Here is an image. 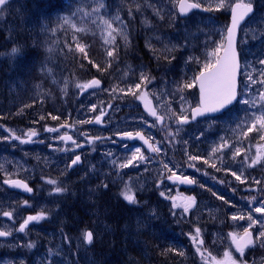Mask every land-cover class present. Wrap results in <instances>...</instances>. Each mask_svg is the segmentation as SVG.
<instances>
[{"label": "rangeland", "instance_id": "rangeland-1", "mask_svg": "<svg viewBox=\"0 0 264 264\" xmlns=\"http://www.w3.org/2000/svg\"><path fill=\"white\" fill-rule=\"evenodd\" d=\"M41 1L9 0L7 5L0 8V28L4 32L0 38L5 44L2 47V60L11 64L13 58L18 56V53L11 54L13 47L20 48L13 40L16 37L15 29L28 28L32 35L30 45L34 43L36 46L28 66L40 57L36 62L40 75L38 83L50 95L48 102L53 103L52 97L59 101L57 113L65 105L62 93L54 91V88L59 91L52 75L51 56L59 53L58 33L54 30L62 27L60 25L70 26L63 24L61 17L75 12L73 22L77 27L87 29L86 32L78 33L88 34L96 30L100 36L104 33L107 35L102 19L112 21L115 27H126L129 22L132 34L138 33L142 37V45L146 50L156 52L151 56L153 64L160 65L157 63L159 55L168 64H162V68L156 72V79H151L146 86L141 84L140 89L135 88L137 83H141L140 74L144 73L150 78L153 76L148 66L123 60L113 61L115 69H119V75L105 89L83 94L84 91L77 87L83 83L74 85V115L68 120L73 121L72 130H78L81 135L77 137L84 142H91L95 135L100 138L95 144L106 146L93 147L86 164L72 172L68 171V164L75 147L71 149L68 144L61 142L63 132L57 131V124L24 128L0 122V229L12 235L10 240L0 241V264H112L108 260L109 255L101 258L99 249H89L91 245L83 242L82 235L85 231H92L93 242L96 240L95 245L99 246L101 240L115 235V229H119L120 224L124 228L123 236L119 237L128 241L129 245L122 244L121 240L116 243L114 249L119 250V253L115 251V256L125 255L129 263L136 257L138 249L146 251L149 246L155 254L153 245L162 242L161 235L167 230L179 231L175 216L183 221L189 218L206 228V235L203 230L201 233L204 240L202 250L207 249L205 244H208L209 238L216 251V259H224L223 253L231 250L238 264L241 259L248 262L252 258L256 264H261L264 261V247L257 244L241 258L231 244L229 233L242 235L249 224L247 218L232 220L233 215L247 217L251 212L257 220L264 218V214L254 212L256 207L261 206L260 201H264V162L249 166L251 158L257 154L256 144H264V141H259L255 132L250 134V139L240 135L249 122L246 116L258 112L259 108V105L253 108L240 101L257 97L261 88L257 84L246 90L245 85L248 83L247 73L259 79L258 71L254 72L253 69L264 68V65L258 63L264 60V0H251L257 12L240 29L238 50L242 69L238 103L220 116L186 125L177 124V116L183 114L191 118V108H195L199 102L198 93L196 86L183 91L179 88L185 83H191L205 62H215V58L208 54L221 43L222 33L226 35L227 23L217 18L214 12L229 14L230 6L238 0H227L229 6L222 9L216 8L218 0H192L207 8L210 13H193L185 19H181L177 12L178 0H69L60 13L48 15L44 10L47 7ZM101 3L104 7L99 12H93ZM36 12L38 15L34 17ZM39 12L43 18L48 17L46 22L39 21ZM116 16L125 23L116 20ZM13 27L15 29H11ZM102 51L100 48L99 52ZM20 52L23 51L20 49ZM99 52V59H102ZM104 56L110 62L106 49ZM129 87L138 95L147 93V97L154 101L158 115L164 116L162 123L156 117L150 118L142 110L141 99L129 94ZM173 111L176 116H172ZM97 116H103V122L95 129L92 122ZM50 128L56 131H47ZM30 131H35L36 135L22 143L28 140ZM87 131H90V135L84 134ZM136 131L143 132L160 149L155 159L139 144L123 141V133ZM15 136L20 139H15ZM105 136L114 138L117 145L109 142L107 137L103 139ZM224 140L228 141L229 147L213 153L212 149ZM136 148L141 149L145 159L121 168L120 165L127 163ZM238 148L245 151L233 158ZM245 154L249 159L245 160ZM190 156H198L199 159L192 160ZM233 172L241 180H237ZM172 173L191 177L196 181V186L189 190L172 185L167 178ZM16 177L29 181L35 188V194L24 197L18 191L3 186L2 180ZM108 179L111 194L108 188L101 187ZM50 180H55L56 184L49 183ZM75 184L84 191L80 194V203H75ZM126 185L135 194V203H129L121 195ZM55 187L64 191L57 193ZM105 193L106 196L103 195ZM109 196H112V200ZM221 196L223 200L219 198ZM187 197H195L196 203L188 212H184L182 205ZM253 197L256 199L253 200ZM118 199L128 206L129 221L120 220V224L114 225L112 220H116L118 214L121 215L117 210ZM97 200L103 202V212ZM174 202L177 207H173ZM80 210L87 218L86 221L77 217ZM4 212H11L12 215L4 216ZM41 212L46 213L44 218L35 221L30 227L27 225L23 231L19 230L27 217ZM100 213L112 220L106 221ZM211 225L213 227L210 228ZM261 230L260 224L254 225V236ZM192 235H195V231L185 236L192 249L191 254L176 256L173 264H192L191 258H195V264H205L196 251ZM159 254L162 252L157 249L156 255ZM160 264H166V259H161Z\"/></svg>", "mask_w": 264, "mask_h": 264}, {"label": "snow or ice", "instance_id": "snow-or-ice-1", "mask_svg": "<svg viewBox=\"0 0 264 264\" xmlns=\"http://www.w3.org/2000/svg\"><path fill=\"white\" fill-rule=\"evenodd\" d=\"M9 3V0H0V8L7 5ZM178 5L181 13H187L190 9L193 8H199L201 5L199 3H191L188 2V0H178ZM229 5H227V0H218V3L216 4L217 9L225 8ZM104 4L101 3L98 8L93 9V12H99L100 8H103ZM231 7V23L226 28V35L222 33V41L221 43L217 44V46L208 54L210 57L215 58V62H211L209 60L208 62H205L199 71V73L193 78L191 83H185L182 85L179 90L183 91L185 88H192L194 86L199 87V104L195 108H191V119H196L197 116H202L205 113L208 112H217L221 109H224L226 106L233 103V101L237 100L238 95L240 94L238 91V81L237 76L240 70V63L238 58V53L236 50V33L237 29L240 26L242 21H245L246 17H248L253 12V4L251 0H248L247 3L244 2V0H238L237 3L230 6ZM77 11H80V9H77ZM129 14L131 15V10H129ZM76 13H72L70 16H64L61 17L63 24L70 25L76 32H86L87 29L84 27H77L76 24L73 22L72 17L75 16ZM85 15H88V13H85ZM116 20H120L119 16L115 17ZM103 25H105V31L107 32V35L104 37L105 43L108 44H114L116 40V34H123L122 29L114 28L113 23L110 20L102 19ZM73 39L76 40L75 35L73 36ZM126 39V37H125ZM226 41V44L224 43ZM86 45L81 44L79 42L76 43V49L84 55L85 58H87V52H86ZM20 52V49L13 47L11 49V54L15 55ZM223 52V55H220V53ZM107 57L115 58L116 50L115 48H112L110 50L106 51ZM193 59V58H190ZM197 62L198 61V58ZM258 63L260 65H264V60H259ZM95 67L99 68V65H95ZM110 66V62H109ZM51 71V70H49ZM254 72L258 71L259 79L253 78V75L251 73H247V81L248 83L245 85L246 90H250L251 85H260L261 88L259 90L258 96L244 99L240 101L244 105H250L253 108H256L257 105H259L258 112H253L251 116H246V121H249L246 124V130L242 131L240 133L241 137L245 139H250V134L255 132L258 137L259 141H264V68H261L259 70L253 69ZM151 79L149 76H146L144 73L140 74V80L141 83H137L135 85L136 89L141 88V84H144L146 86L147 83L151 82ZM100 85V81L97 79H93L91 81H88L83 84H78L77 87L81 89V91H84L89 88H94ZM120 91H124V89H120ZM127 92L133 96H135L137 99L145 100V109L148 111L149 115L156 117V120L158 122L164 121V116L158 115L156 108L151 106V101L147 100V93L143 94H137V92L133 91L131 87L127 89ZM183 100V97H181ZM93 108H95V105H93ZM177 114L173 111L172 116H176ZM43 119V117H41ZM52 119H57V117L53 116ZM97 121H100V117H96ZM177 124H186L189 122V117L187 115H179L177 116L176 120ZM155 126V125H153ZM238 127H240L238 125ZM47 131H56V129L50 128L47 129ZM14 135V134H13ZM36 135L35 131H30L28 133V140L22 141V143L28 142L31 140L33 136ZM124 136L133 138L134 134L131 132H125L123 133ZM135 137H138L139 139L143 140L145 144L148 145V148L152 152H159L160 149L156 147L154 144L150 143L148 139H146L142 133L136 132ZM15 139L19 140V136H15ZM60 139L64 140H71V136H63L60 137ZM94 139H100L99 137H95ZM186 143V142H185ZM76 147H80L79 144L76 145ZM225 147H229L228 141L224 140L220 145L217 147H214L212 149L213 153L221 152ZM257 154L255 157L251 158V164L249 166H255L261 162H264V144L257 143ZM241 151H245L244 149H236L233 153V158L240 155ZM192 160L199 159L198 156H190L189 157ZM245 160L249 159L247 154H245ZM80 156H76L74 160H72V165H76L80 161ZM145 157L143 153L141 152L140 148H136L133 152L131 158L128 159L126 164H121L120 167H128L129 165L133 164L134 161L144 160ZM71 167V165H70ZM164 167L167 168V165ZM212 167H215V165H212ZM233 176H236L237 180H241L240 176H237L235 172L232 173ZM169 180H179L183 183L187 184H194L196 183L195 180L187 177V176H177L175 173H172L167 177ZM243 182V181H241ZM5 183L11 184L18 188H23L24 190L31 192L32 189L28 187L26 183H24L21 180H6ZM49 183L55 185V180H50ZM256 183H260L259 181H256ZM105 187H107L105 185ZM55 192L59 193L64 191V189L60 187H55ZM123 198L128 201L129 203H135L136 197L135 194L132 192L130 186L126 185L125 190L121 193ZM161 195H164V193H161ZM221 200L224 199L223 196L219 197ZM173 201H175V198H172ZM253 200L256 198L253 197ZM27 204V201L24 202ZM195 197H187L185 198V202L183 203V211L188 212L190 208H192L195 205ZM261 206L256 207L254 209L255 213H261L264 214V201H260ZM178 205L173 203V207H177ZM4 216H11V212H4ZM46 213L41 212L35 216H29L27 219L24 220V222L20 225V231H23L25 227L29 224L31 221H39ZM249 221L248 227L244 229L242 235H238L235 232L229 233V238L231 240V244L234 246V250L239 253L240 257L243 258L245 254V250L249 249L251 247H255L257 244H259L261 247H264V218L257 220L253 217L252 213L250 212L247 217L244 215L236 216L233 215L231 217L232 220H244L246 219ZM256 224L261 225V231L255 236H253V226ZM9 232L0 231V236H7L9 235ZM82 240L86 245H91L94 240V235L92 231H85L82 235ZM192 241L194 245H196V251L200 254L201 260L205 262V264H238L237 260L233 257L231 250H226L223 253L224 259H216V257L212 256L210 252H208L207 249L202 250V246L204 244V240L201 236V229L197 227L195 229V235H192ZM31 246V245H30ZM175 251V250H173ZM207 252V255L205 253ZM179 255L183 256L184 253L181 251L178 253ZM239 264H247L246 261L241 259Z\"/></svg>", "mask_w": 264, "mask_h": 264}, {"label": "trees", "instance_id": "trees-1", "mask_svg": "<svg viewBox=\"0 0 264 264\" xmlns=\"http://www.w3.org/2000/svg\"><path fill=\"white\" fill-rule=\"evenodd\" d=\"M40 3L47 7L44 9L47 15L55 14V12L58 14L62 9L66 8L69 0H42ZM37 15L38 12L33 16L37 17ZM214 15L226 23L229 21V14L225 12H214ZM47 18L48 17L43 18L39 12V21L46 22ZM120 20L123 21L121 18ZM60 26L62 27L54 30V32L58 33L57 46L59 47V53H53L51 56L53 63L52 75L54 77L55 87L59 88V91L57 88H54V91L56 93H62V102L65 105L60 113H57L58 111H56L60 106L59 101L57 99L54 100L52 97L53 103L48 102L50 95L46 94L43 91L44 89L42 86L38 83L40 75L38 73L36 62L40 57H38L35 62L32 60L33 63L28 66V61L29 59H32V54L36 48L34 43L33 45H30L32 42L30 30L28 28H11L16 31V37L13 38V40L19 45V49L23 51L19 52L18 56L13 58L11 64H7L2 60V47H4L5 44L0 38V122L4 125L12 123L23 126L24 128L31 126L42 128L68 121L74 111L73 100L74 96L76 97L74 85L79 82L85 83L95 76L100 77V79L106 84L110 85V83H113L112 81L118 78L119 75V69L116 70L113 66L114 60H123L124 62L140 65L147 64L151 68L150 73L153 76L156 75L152 69L154 64L151 60V56L156 54V52L153 50H146L142 45V37H140L138 33L132 34L129 22L126 27L123 28V34L115 35L117 38L114 44L105 43L104 37L106 36V33L100 36V38L97 36L98 32L96 30L88 32V34H81L76 32L71 26ZM3 34V30L0 28V37ZM74 35L76 40L73 39ZM77 42L87 46V58L76 49ZM100 48L103 49L102 52H99ZM112 48H115L116 55L115 58L109 57V66V60L104 56V51L105 49L107 51ZM60 51L63 53H60ZM98 52L101 54L102 59H99L100 56H98ZM157 63L162 65L167 62L161 59V56L159 55L157 57ZM94 64L99 65V68L95 67ZM50 104L52 105V108L50 107ZM53 116L57 117V119H52ZM41 117H43V119ZM119 219L120 215L118 214L116 221H119ZM108 220L109 219L106 221ZM181 227L184 229L191 227L193 230L197 227L201 228L200 224L197 225L195 221L192 220L188 223H182ZM211 227L213 226L211 225ZM202 230L206 233V229L203 228ZM185 244L186 241L184 237L179 236L172 240L170 246L165 244L163 247L162 245L158 246V244H156L153 247L154 251H156L155 254L151 251L152 248L149 246L146 251L156 255L157 249H159L162 254L156 256L166 259V264H173L172 262L176 259V256L179 255V252L182 251L184 255L191 253L187 248L188 245L185 247ZM206 248L212 256L216 257V251L210 242H208ZM140 250L141 249H138L136 257H133V260L129 263L127 256H115V251L119 253V250H115L114 248L109 251L107 256L109 255L108 260H111L112 264H117L118 262H122L123 264H135L136 262L134 261H138L139 258L140 260L142 259L143 255ZM179 256L182 257L181 255ZM187 260L188 259H186V261ZM194 260L192 264H195Z\"/></svg>", "mask_w": 264, "mask_h": 264}, {"label": "bare ground", "instance_id": "bare-ground-1", "mask_svg": "<svg viewBox=\"0 0 264 264\" xmlns=\"http://www.w3.org/2000/svg\"><path fill=\"white\" fill-rule=\"evenodd\" d=\"M160 68H161V66H158V65L152 66L154 73L158 72L160 70ZM73 190H74V195H75V203H80L79 198H81L80 194L84 193L83 189L76 187V184H75V185H73ZM97 204L100 206V211L103 212L104 211L103 202L101 200H98ZM117 210L120 211V213H121L119 221L120 220L124 221L128 218L127 213H125L121 208L117 207ZM77 217L82 221H86V219H87L83 215L81 210H80V212L77 213ZM119 221L117 222L116 220H112L114 225L119 223ZM123 228H124V226L122 224H120L119 229H115V235L114 236H108V237H106V239L102 238L103 241L101 240V245L99 247V253H100L101 258L103 256L107 257V254H109V251H111V249L115 247L116 243L120 242L121 237L123 236V231H122ZM124 233L126 234V230L124 231ZM119 236H121V237H119ZM121 243L129 245L128 241L121 240ZM140 251L142 252L143 256H142L141 260H140V258L138 259L139 262L137 261L136 264H160L161 259H163V258H160V257L154 255L151 252L142 251V250H140ZM150 255H151V257H150ZM117 264H123V263L118 262ZM124 264H126V263H124Z\"/></svg>", "mask_w": 264, "mask_h": 264}, {"label": "water", "instance_id": "water-1", "mask_svg": "<svg viewBox=\"0 0 264 264\" xmlns=\"http://www.w3.org/2000/svg\"><path fill=\"white\" fill-rule=\"evenodd\" d=\"M188 2L195 3V2H192V1H189V0H188ZM234 4H235V3H234ZM177 9H178L179 14H180L181 17H186L187 15H189V14H190L191 12H193V11H202V12L206 11V9L203 8L202 6L199 7V8H193V9H190L187 13H181V12H180V9H179V5H177ZM254 11H255V10H254V6H253V12H252L248 17H246L245 21H242V22H241L240 26H239L238 29H237V33H236V50H237V44H238V37H239V30H240V27L242 26V24H244V23L246 22V20H247L248 18H250V17L254 14ZM230 23H231V12H230V22H229V25H230ZM225 44H226V42H225ZM237 53H238V50H237ZM220 55H223V52H222ZM238 58H239V53H238ZM239 63H240V60H239ZM240 68H241V67H240ZM239 72H240V70H239ZM94 79H96V78H94ZM92 80H93V79H92ZM97 80H98V79H97ZM238 80H239V73H238V76H237V81H238ZM101 86H102V82H100V85H99V86L94 87V88H100ZM238 86H239V83H238ZM197 89H198V94H199V98H200V93H199V87H198V86H197ZM238 96H239V95H238ZM237 100H238V97H237ZM237 100L233 101L232 104L226 106L224 109H221V110H219V111H217V112H208V113H205V114L202 115V116H197L196 119H194V120L191 119L190 122H196L197 119H199V118H204V117H207V116H216V115H218V114H221V113H223L224 111H226L227 109L231 108V107L237 102ZM151 106L154 107L153 104H152V102H151ZM143 108H144V111H145L146 113H148V111L145 109V104L143 105ZM148 114H149V113H148ZM150 116H151V115H150ZM151 117H153V116H151ZM95 124H98V122H95ZM186 124H187V123H186ZM61 127H62V126H61ZM61 127H60V128H61ZM140 133H142V132H140ZM142 134H143V133H142ZM143 136L145 137L144 134H143ZM145 138H146V137H145ZM124 139H125V140H129V141H135V140H138V141L141 142V144L143 145V147L145 148L146 151H148V152L151 153V154H155V152H152V151L148 148V145L145 144L143 140L139 139L138 137H135V134H134V137H133V138H129V137L124 136ZM146 139H147V138H146ZM67 141H69V140H67ZM69 142H70V141H69ZM79 164H80V162H78L76 165H72V167H76V166H78ZM12 180H21V179H12ZM21 181H23V180H21ZM23 182H24V181H23ZM172 182H173V183L184 184L186 187H192V186H193V184L183 183V182H181V181H179V180H172ZM24 183H26V182H24ZM26 184H27V183H26ZM4 185H5L7 188L11 189V190L19 191V192H21V193H23V194H25V195H31V194L33 193V190H32L31 192H28V191L24 190L23 188H18V187H15V186L11 185V184L5 183V182H4ZM27 185H28V184H27ZM28 187L31 188L29 185H28ZM31 189H32V188H31ZM248 264H251V263H248Z\"/></svg>", "mask_w": 264, "mask_h": 264}, {"label": "flooded vegetation", "instance_id": "flooded-vegetation-1", "mask_svg": "<svg viewBox=\"0 0 264 264\" xmlns=\"http://www.w3.org/2000/svg\"><path fill=\"white\" fill-rule=\"evenodd\" d=\"M73 129V127H71V128H69L68 130H67V134L66 135H73L72 137L74 138V137H76L77 139H78V137L77 136H79V135H81L80 133H79V131L78 130H72ZM94 129V128H93ZM95 129H97V128H95ZM99 129V128H98ZM90 133V131H87V132H84V134L85 135H88ZM75 135V136H74ZM90 135V134H89ZM96 136L94 135V136H92V140H91V142H84L82 139H78V140H76V139H71L72 141L73 140H76L75 142H73L74 144H71V145H69V147H71V149H73L74 147H75V150H74V152L72 153L73 155H75V156H80V160L82 161V165H81V167L80 168H82L85 164H86V162L88 161V159H89V156H90V152H91V150H92V148L94 147V148H99V147H104V146H106V145H101V146H99V144H95L96 142H98V139H94ZM108 138V141L109 142H111V143H114V144H116L117 145V142L116 141H114V138H112L111 136H105V137H103V139H105V138ZM77 144H79L80 145V147H76V145ZM69 163H70V161H69ZM70 172V171H69ZM105 185L107 186L106 188H108L109 190H108V193H112L110 190H111V185H110V180L108 179L107 180V182H105V183H103V184H101V187L103 188V187H105ZM104 196H106L107 194L105 193V194H103ZM109 198H110V200H112V196H109ZM109 200V201H110ZM107 219H111V218H106V220ZM35 222V221H34ZM95 244H96V242H95ZM100 245H101V243H100ZM100 245L99 246H97V245H94V247H95V249L96 250H98L99 249V247H100Z\"/></svg>", "mask_w": 264, "mask_h": 264}]
</instances>
